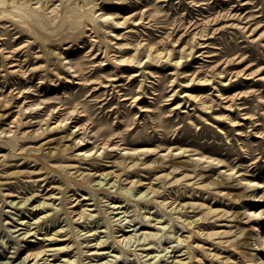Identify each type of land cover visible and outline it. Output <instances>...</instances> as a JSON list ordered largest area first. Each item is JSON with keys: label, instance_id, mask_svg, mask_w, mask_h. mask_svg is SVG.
Here are the masks:
<instances>
[{"label": "rangeland", "instance_id": "rangeland-1", "mask_svg": "<svg viewBox=\"0 0 264 264\" xmlns=\"http://www.w3.org/2000/svg\"><path fill=\"white\" fill-rule=\"evenodd\" d=\"M54 1H50L49 4L54 6L60 2ZM32 2L34 5L41 4L40 0ZM62 10V15L56 18L54 23L48 24L53 41L49 39L45 41L42 33H38L39 42L24 48L16 59H5L0 56V113L5 112L0 118V188L3 189L0 190V206L3 207H0V263L24 264L27 248L34 245L31 240L37 243L36 241L41 239L25 234L26 225L21 224L22 219H30L33 222L43 214L40 213L43 209L40 207L43 198L57 195L61 198L55 200V204L49 205L48 212L51 215L41 219V226L37 228H41L40 237L45 236L44 232L47 229L48 231L61 227L67 229L68 233L61 235V238H70L65 243L70 241V245L73 244L71 247L73 251L61 255L62 258L75 257L76 263L73 264H98L103 261V264H173L175 262L172 260L176 257L177 260L180 257L185 259L184 264H264V77H261L264 76V0H64ZM93 17L99 19L96 24L98 40L87 27V23L94 21ZM125 19V23H116ZM0 24V33L6 37L1 47L12 49L25 40L32 39L30 34L21 36L20 28L11 17L1 20ZM198 30L202 35L200 33L194 35ZM44 43L55 45L56 52L50 53ZM105 43L109 44L111 54L136 55L144 62L140 67L136 66L130 71L127 67H120L118 61L111 63L103 53ZM125 43L130 47L126 49ZM166 50L168 54L173 52L171 56L173 61L156 56L157 58L151 60L153 62L149 60L150 64L145 65L149 53L157 54L160 51L164 55ZM181 56L184 60L181 61L185 65L182 66L181 62L177 67L174 60ZM11 63L20 65L10 66ZM81 66L85 70L83 77L76 71V68H82ZM12 69L18 71L14 73L8 71ZM133 71L140 73L135 81L129 77ZM238 71L241 75H237ZM251 72L252 77H245ZM112 77L121 79L114 81L110 79ZM203 77L210 78L208 84L202 85L199 82L198 79ZM88 79L112 85L101 86L95 83L94 85L100 86L98 91L103 93L97 92L98 94L95 93L91 97L86 95L89 87L79 83ZM191 80L195 81L192 83ZM224 82L229 84L225 85ZM116 84L118 87L114 86ZM119 88L127 92L132 89L141 97L136 101L132 98L121 100V94L115 92L114 97L113 93L111 97H107L106 104L96 102L100 94L104 97L107 96L106 92ZM25 89L29 91L24 92L28 97L27 106H24L25 114L22 117L23 120L32 119V124L16 126L11 120L18 116V105L25 104L23 102L25 98L18 90ZM189 94H203L207 104L212 107L206 109L201 105V100ZM225 96L227 98H224ZM143 97L147 100L141 101ZM74 101L80 102L79 110L82 108L90 110L84 111L88 115L80 118V122L92 121L87 129L74 126L80 116L78 109L74 111ZM64 102L72 105L66 110L68 111L66 116L69 118L62 122V128L56 129L54 126L56 118H50L49 112L55 105ZM103 105L111 116L105 117ZM176 105L178 107H175ZM144 106L150 107L151 110L142 111ZM54 113L56 117L59 116V113L55 111ZM220 114L228 115L234 122L223 117L221 118L224 121L219 120ZM117 116L123 122L116 126ZM43 117L46 120H42ZM18 123L20 124L21 120ZM135 123L138 126L130 132L129 128L131 126L134 128ZM18 127L21 130L42 133L35 140L28 138L26 145L45 142V151L56 150L55 155L52 157L45 155L46 158L41 156L39 160H34V157L19 154L17 157L9 155L2 160L8 151L5 148L7 142L16 143ZM100 128L102 130L113 128L114 132L121 135L115 140L124 138L129 143H124L121 147L101 146L100 141L108 135H101L98 132ZM145 129L148 131V137L143 132ZM67 130H74L73 136L76 135L78 138L66 137L57 145L56 142ZM164 130L167 132L166 136L163 134ZM78 141L79 144L76 143ZM137 141L145 147L149 145L147 148H150V151L122 148L135 147L137 144L133 142ZM95 143H99V146L94 147ZM64 145L70 147L65 151L60 150V146ZM180 146L191 150L183 151L178 148ZM195 150L216 160L213 159L211 162V158L196 159L198 155L194 154ZM107 151L111 153L110 156L117 152H122L126 156L131 153L138 161L141 159L139 162L152 161V164L148 167L143 163L131 167V170L127 169L126 175L141 180L131 187V184L123 180L125 174L122 180L113 177L114 174L102 179L101 172L112 168L110 161L105 159L100 162V167L105 169L97 170L92 169L94 166L89 164L88 157L85 159L79 157L80 152H85L90 158L101 159L103 153ZM63 158L77 165L76 168L69 170L74 176L79 174L77 178L80 177L82 180L72 178L69 171L57 167L62 164ZM218 159L221 161L218 162ZM175 162L188 163L191 169L197 173H205L206 177L212 175L217 181L216 185L213 188H203L199 183L201 179L197 177L190 179L183 178L182 173L170 174L167 165H173ZM230 167L235 169L232 170ZM78 168L80 170L76 171ZM115 168L118 172L122 170L119 166ZM82 170L84 172L80 174ZM90 171L93 172L91 181H86L88 176L86 174L91 173ZM178 177L180 178L177 179ZM247 179H254L260 186L247 187L245 184ZM152 183L165 184L161 191L170 196L168 200L177 198L176 203L165 204L166 199L160 202L163 197L154 201L155 198L152 197L154 194L147 188V184ZM84 196L95 197L85 200L84 203L95 202V199L98 203L90 206L97 208L92 210L96 216L91 217L95 218V222H92L90 227L98 226V230H108L107 235L106 231L101 233L102 237H108V246L98 251H107L103 256L95 257L90 254L96 249L88 250L89 247H86L88 241L76 239L77 235L75 236L78 229H84L86 223L91 222L89 218L87 220L84 217L82 218L86 220L85 222L82 218L79 222L73 221L74 212L68 213L72 209H80L74 204ZM77 197L78 200H75ZM46 200L53 202V199ZM179 202L187 203V209L180 211L178 207L175 208ZM205 203L210 204L216 211L209 212ZM113 204H120L123 207L117 209ZM52 206L56 208L53 210ZM220 210L235 212L236 217L229 220L230 217L219 216ZM191 215H194V218L201 217L196 226L199 225L203 233L197 235L194 231L199 228H193L192 233L195 237L190 239L195 248L193 257H188L187 247L181 251L177 250L182 245H187V242L178 247L177 240L178 236L181 238L191 235L189 232L191 227H184ZM143 216L146 218L149 216L150 220L156 217L157 219H152L151 223L155 227L143 226L144 221L139 222L145 219ZM117 222L118 224L121 222V226ZM122 227L127 230L126 236L135 231L134 236L138 235L141 238H137L138 236L136 237L138 240L133 239L134 236L132 240L128 237L123 238L124 236L120 235L124 231L121 230ZM144 229L156 233L143 242ZM242 229L243 234L235 235ZM86 230L87 228L82 232ZM218 230L231 231L228 234L222 232L209 235L210 232ZM80 241H84L80 244L81 248ZM49 242L50 240L45 243ZM148 251L151 252L146 255ZM115 255L121 256L120 259ZM153 255L158 259L151 258ZM227 256L230 259L223 260V257ZM52 257L55 256H50ZM47 263L65 262L53 259L50 263L40 264Z\"/></svg>", "mask_w": 264, "mask_h": 264}, {"label": "bare ground", "instance_id": "bare-ground-1", "mask_svg": "<svg viewBox=\"0 0 264 264\" xmlns=\"http://www.w3.org/2000/svg\"><path fill=\"white\" fill-rule=\"evenodd\" d=\"M41 1V4H37V5H34V3L32 2V0H0V21L1 20H3V19H6V17H11V18H13L14 20H15V23H16V26L18 27V28H20V31L22 32L21 33V36L22 35H24L25 36V34H30L31 35V37H32V39H27V40H25L24 42H22L20 45H18L17 47L15 46L14 48H12V49H6V47H1V45H2V43H4V41H5V39H6V37L4 36V34L3 33H0V56H2L3 58H5V59H16V57L20 54V52L22 51V50H24V48H27V46H29L30 44H32V43H37V41L39 42V37H38V33H42V37L44 36V38H45V41L47 40L48 41V39L50 40V41H53L54 40V38L52 37V35L49 33L50 31L48 30V24H50V23H54V21L56 20V18H58L60 15H62V4L64 3V0H55V1H60L59 3H56L54 6H52L51 4H49L50 3V1H52V0H40ZM54 1V2H55ZM53 2V3H54ZM106 16V15H105ZM94 18V17H93ZM106 18V17H105ZM109 18V17H108ZM108 18H106V19H108ZM98 20L99 19H95L94 18V21L92 22V23H87V27H88V29L90 30V31H92V33H94L95 35H93V36H97L95 39H97L99 36H98V28L96 27V24H97V22H98ZM126 22V19L124 20V21H117L116 23L118 24H122V23H125ZM88 24H90V25H88ZM1 25V24H0ZM112 25V24H111ZM192 25H194L193 23H192ZM190 26V25H189ZM17 28V29H18ZM196 28V27H195ZM19 30V29H18ZM107 32V31H106ZM109 32V31H108ZM201 34L202 35V32L200 31V30H198V31H195L194 32V35H196V34ZM19 35V34H18ZM20 36V35H19ZM40 36V35H39ZM45 36H50L49 38H47V37H45ZM76 36V35H75ZM41 37V36H40ZM72 38H73V36H71ZM63 38H65V35H63ZM91 38H94V37H91ZM76 39V38H75ZM79 39V38H78ZM95 39H92V40H94L95 41ZM99 39V38H98ZM97 39V40H98ZM66 40H68V39H66ZM77 41V40H76ZM97 42V41H96ZM141 43V42H140ZM45 44V43H44ZM126 44V46H125V48L127 49V48H129L130 47V45L128 44V43H125ZM124 44V45H125ZM127 44L129 45V46H127ZM33 45V44H32ZM38 45V44H37ZM41 46H42V44H41ZM45 46H46V48H47V50L50 52V53H55L56 52V48H55V45L53 46L51 43L49 44V43H47V44H45ZM81 46V45H80ZM39 47H40V44H39ZM104 49H103V53H104V56L105 57H107L110 61H111V63H113L114 61H118L119 62V66L120 67H127V69H128V71H130V70H133L134 69V67H136V66H138V67H140L141 66V63L142 62H144L143 60H139V58L136 56V55H131V56H124V55H116V53L115 54H111V51L109 50L110 49V46H109V44H107V43H105L104 44ZM157 47V46H156ZM41 48H43V47H41ZM149 48V47H148ZM152 48H153V46H151L150 47V51H152ZM155 49V48H154ZM149 51V50H148ZM155 51V50H154ZM157 51V50H156ZM165 51V50H164ZM168 51H169V49H168ZM168 51L166 50V53L163 55L162 54V52H160L159 51V53H157V54H153V52H151V53H149V57H148V60L145 62V65L146 64H150L148 61L150 60H152V59H155V57L157 56H160L159 58H163V57H165L164 59H166L167 58V60L168 61H173V58L171 57L172 56V53H170V54H168ZM171 51V50H170ZM35 52V51H34ZM35 54H37V53H35ZM168 54V55H167ZM40 55V54H39ZM38 55V56H39ZM29 56V55H28ZM31 56H33V55H31ZM43 56V55H42ZM41 56V57H42ZM166 56H168V57H166ZM34 57V56H33ZM33 57H31V58H33ZM156 57V58H157ZM182 58V56L181 57H179L178 59H176V60H174L175 61V65L177 66V67H179V64L182 62L181 60H183V59H181ZM29 59V58H28ZM11 60V62H15V61H12ZM160 60V59H159ZM184 61V60H183ZM151 62H153V61H151ZM183 63V65L182 66H184L185 64H184V62H182ZM171 64V63H170ZM7 65V64H6ZM14 65H20L19 63H11V65L10 66H14ZM8 66V65H7ZM6 66V67H7ZM80 67V66H79ZM82 67V66H81ZM118 67V66H117ZM48 68L50 69L51 67L50 66H48ZM7 69H8V67H7ZM32 69H33V67H32ZM49 69H47L48 71H49ZM52 70V69H51ZM91 70H93V69H91ZM9 72H11V73H14V72H16V71H18L17 69H12V70H8ZM76 71H78V72H80L79 73V75H82V77H83V74L85 73V70H84V68L82 67V68H76ZM90 71V70H89ZM124 71V70H123ZM94 72V71H93ZM139 71H133V72H131V74H130V79L132 80V81H135L136 79H137V76L138 75H140V73H138ZM18 73V72H17ZM173 73V72H172ZM176 73V72H175ZM220 73H222V72H220ZM219 73V74H220ZM91 74V73H90ZM223 74V73H222ZM252 74H253V72H251V74H249V75H247V76H245V77H247V78H249V77H252ZM237 75H241L240 74V72L238 71V73H237ZM124 76V75H123ZM261 77H264V76H261ZM110 79H112V80H114V81H117V80H120L121 78L120 77H112V78H110ZM194 78H192V80H193ZM198 79V78H197ZM212 79V78H211ZM191 80V81H192ZM199 80V82H201V84L202 85H205V84H208V81H210V78H208V77H203V78H199L198 79ZM70 81V80H69ZM190 81V80H189ZM188 81V82H189ZM195 81V80H194ZM194 81H192V83L194 82ZM212 81V80H211ZM214 81V80H213ZM79 82V81H78ZM187 82V83H188ZM79 83H84L85 84V86L86 87H89V89H88V92H87V96H94L95 95V93H103L102 91L101 92H99L98 90L100 89V86L98 87V86H96V85H94L95 83L96 84H100L101 86H110V85H112V84H103V81H96V80H92V79H88V80H85V82L83 81V82H79ZM190 83V82H189ZM214 83V82H213ZM225 83V82H224ZM53 84V83H52ZM210 84V83H209ZM229 84V82H226L225 83V85H228ZM190 85V84H189ZM114 86H116V87H118V84H116V85H114ZM216 86V85H215ZM115 87V88H116ZM50 88V87H49ZM102 88V87H101ZM108 88V87H107ZM83 89V88H82ZM81 89V90H82ZM84 90V89H83ZM114 91H110V92H106L107 93V96H104V94H103V96L104 97H102V94H100L99 96L100 97H98L97 98V103H101V102H103L104 104H106L107 103V97H111V94L113 93L114 95H112L113 97L115 96V92L116 93H119V94H121V100H129V99H133V101H136V100H139V98L141 97V95L140 94H138V92H137V94L131 89L129 92H127V91H123L122 90V88H119V89H113ZM29 91V89H25V90H18V93L19 94H21L22 95V97L23 98H25L24 99V105L23 104H20V105H18V110H17V113H18V116L16 117V118H13V120H11V121H13V122H15V124H16V126L18 125V126H20V125H25V126H27V125H31L32 123V119H28V120H23V115L25 114V112H24V106H27V102H26V99H27V97H28V95L27 94H25L24 92H28ZM139 91V90H138ZM83 92V91H82ZM140 92V91H139ZM78 93V92H77ZM97 93V94H98ZM221 93V92H220ZM187 94V93H186ZM189 95H191L193 98H198V100H201L202 102H201V105L203 106V107H205L206 109L207 108H210V107H212V105H208L207 104V101H206V98L204 99V95L203 94H194V95H192V94H189ZM222 95H224V94H222ZM221 95V96H222ZM86 96V97H87ZM97 96V95H96ZM145 96H147V95H145ZM158 96H159V94H158ZM85 97V98H86ZM154 97H156V96H154ZM160 97V96H159ZM89 98V97H88ZM174 98V97H173ZM224 98H227V96H225ZM69 99H71V97L69 98ZM72 99H74L75 100V98H72ZM159 99V98H158ZM157 99V100H158ZM87 100V99H86ZM144 101V100H147L146 98H141V101ZM89 101V100H88ZM63 102V101H62ZM86 102V101H85ZM90 102V101H89ZM94 102V101H93ZM79 103L80 102H75L74 101V111L76 110V109H78V111L80 112V116L78 117V120H77V122H76V124L74 125L75 127H77L78 126V128L79 129H82V128H88V125H90V123H92V121H87V122H80V118H81V116H84V115H88L86 112H84V111H88L89 109H87V108H82L81 110H79V108H78V105H79ZM135 103V102H134ZM86 104V103H85ZM90 105H91V103H90ZM101 105V104H100ZM123 105V104H122ZM136 105V104H135ZM49 105H47V107H48ZM72 105H67V102L65 103H60V104H58V105H55L53 108H52V111L51 112H49V114H50V118H56L55 119V128L57 129V128H59V127H61L62 128V122L65 120V119H67V118H69L68 116H66V114L68 113V111L66 112V110L67 109H69L70 107H71ZM83 106V105H82ZM81 106V107H82ZM88 106H89V104H88ZM102 106V105H101ZM104 106V105H103ZM180 106V105H179ZM228 106V105H227ZM229 106L231 107V104H229ZM84 107V106H83ZM87 107V106H86ZM90 107V106H89ZM100 106H98V108H99ZM105 107L106 106H104V109H102V111H104L105 110ZM117 107V106H116ZM175 107H178V105H176ZM90 108H92V107H90ZM57 109V110H56ZM95 109V108H94ZM205 109V110H206ZM64 110H65V112H64ZM98 110V109H97ZM142 111H148V110H151L150 109V107H142V109H141ZM204 110V109H203ZM54 111L55 112H57V113H59V116L58 117H56V114L54 113ZM95 111V110H94ZM39 112H41V111H39ZM89 112H90V110H89ZM206 112H208V111H206ZM102 113V112H101ZM103 113H105L104 115H106L105 117H107V115H108V117H109V112L108 111H106L105 110V112H103ZM4 114H5V112H2V113H0V118H1V116H4ZM98 114V113H97ZM104 115H102L103 117H104ZM145 115V114H144ZM169 115H171V114H169ZM218 115V114H217ZM216 115V116H217ZM100 116V115H99ZM98 116V117H99ZM111 116V115H110ZM71 117V116H70ZM221 117H223L224 119H227V118H230V120L231 121H233L234 122V120L233 119H231V117H229L228 115H226V114H220V118H218L219 120L220 119H223V118H221ZM91 118V117H90ZM224 119H223V121H224ZM1 120V119H0ZM19 120H21V123L19 124L18 123V121ZM42 120H46V118L45 117H43L42 118ZM42 120H40V121H42ZM135 120V119H134ZM39 121V122H40ZM133 121V120H132ZM137 121V120H136ZM48 122V121H47ZM49 122H51V121H49ZM123 121L120 119V117H118L117 116V118H116V126L117 125H120L121 123H122ZM125 122V121H124ZM134 122V121H133ZM139 122V121H138ZM136 124V123H135ZM139 124H140V122H139ZM236 124V123H235ZM93 126L95 125V123H93L92 124ZM42 126V125H41ZM138 126V124H136V126H134V128L131 126V128H129L130 130V132L132 131V130H134L136 127ZM77 128V129H78ZM111 128V127H110ZM109 128V129H110ZM106 129V128H105ZM106 129V130H102L101 128H100V130L98 131L101 135H108V137H105L102 141H100V144H101V146H103V147H105V146H108V145H113V146H118V147H121V145L122 144H124V143H129L128 141H126V140H124V138H119V139H117V140H115L116 139V137H120L121 135L119 134V133H117V132H114L113 131V128L112 129ZM12 130V129H11ZM152 130V129H151ZM155 131H156V129H155ZM16 137H17V140H16V143H12V144H10L9 142H7V146H5V148H7V152L3 155V159L2 160H4V158L6 159L9 155H12V156H14V157H17L19 154H23L24 155V157H34V160H39L40 158H41V156H44V158H46L45 157V155H47L48 157H52V156H54L55 155V151L56 150H52V149H49L48 151H45V148H44V145H45V142H42V143H40V144H33V145H26L27 143H28V138H30L31 140H35L37 137H40L41 135H42V133H38V132H36V131H34V130H32V131H26V130H21L20 129V127H18L17 129H16ZM130 132H128L129 134H130ZM144 133H145V136H147L148 137V131L145 129L144 131H143ZM74 130H67V132L66 133H64L62 136H60V140H58L56 143H57V145H59L60 144V142L62 141V139L63 138H66V137H68V138H70V137H77L76 135L75 136H73L74 135ZM163 134H164V136H166L167 135V132L164 130L163 131ZM151 137H155V136H151ZM78 138V137H77ZM73 140V142H74V138L72 139ZM76 141V140H75ZM76 143H80V141H78V142H76ZM137 144V146H135V147H126V146H124V147H122V148H130V149H137V150H141V151H143L144 150V152L146 151V152H148V151H150V148H147V147H149V145L147 146V147H145L144 145H140L141 144V142L140 141H137V142H133V144ZM77 144V145H78ZM138 144H139V146H138ZM126 145V144H125ZM71 146H72V144H71ZM99 146V143H95L94 144V147H98ZM70 146H68V148H69ZM117 147V148H118ZM140 147H145L144 149H138V148H140ZM67 148V146L66 145H64V146H60V150H62V151H65V150H67L68 149ZM100 148V147H99ZM179 149H182L183 151H188V150H191V149H189L188 147L186 148H184V147H178ZM90 150V149H89ZM181 150V151H182ZM194 150V149H193ZM45 151V152H44ZM86 151H88V149L86 150ZM151 151H152V149H151ZM196 151V150H195ZM118 153V152H117ZM116 153V154H117ZM76 154V153H75ZM111 154V153H110ZM110 154L108 153V151L107 152H105V153H103V155H102V158L101 159H97V158H95V157H89V155L87 154V155H85V152L83 153H79V157H81V158H84L85 159V157H88L89 159L88 160H90V163L89 164H91V166H94L92 169H101V168H103V169H105V167H100V165H101V163H102V161L103 160H105L106 159V161H110L112 164H111V170H108L107 169V171H102L101 172V174H100V176L102 177V179L103 178H107L108 177V175H111V174H114V176L113 177H119V179H121L122 177H124L125 175H126V172H127V169H130L131 167H133V166H136V165H141V164H146V165H148V167H149V165L151 166V164H152V161L151 162H148V161H141V162H139L138 161V159H136V157H133V155H131V153H130V155L129 156H126L125 154H122V152L121 153H118L117 155L115 154V155H112V156H110ZM194 154L195 155H198L197 157H195L196 159H199V160H204L203 158H206V160L208 159V158H211V162L213 161V159L214 160H216V158H213L212 159V157L211 156H209V155H206V154H204V153H201L200 151H196V152H194ZM128 155V154H127ZM111 157V158H110ZM68 159H65V158H63L62 159V164L61 165H58L57 167H60V169L61 170H63V171H69V173L71 174V176H72V178L74 177V178H76V179H78L77 178V176H79V174L78 175H73L72 173H71V171L69 170V169H72V168H76L77 167V165L76 164H74V163H70V162H68L67 161ZM163 160V159H162ZM154 161V160H153ZM156 161V160H155ZM160 161V160H159ZM181 161V160H180ZM221 160L220 159H218V162H220ZM101 162V163H100ZM186 162V161H185ZM210 162V161H209ZM217 162V163H218ZM104 163V162H103ZM106 164V163H105ZM160 164V163H159ZM165 164V163H164ZM167 164V163H166ZM171 164V163H170ZM50 165H53V164H50ZM107 165H108V163H107ZM154 165V164H153ZM155 165H156V162H155ZM53 166H55V165H53ZM79 166V165H78ZM90 166V165H89ZM116 166H119V168L120 169H122L121 171H117V168H115ZM165 166V165H164ZM167 166H169L168 168L170 169V174H172V172H177V173H182V177L183 178H190V179H192V178H195V177H197V179H201L200 181H199V183H200V186L201 187H203V188H213L215 185H216V183H217V181L213 178V176L211 175V176H208V177H206L204 174L205 173H197L194 169H191V167H190V164H186V163H179V162H175V163H173V165H167ZM47 167V166H46ZM100 167V168H99ZM166 167V166H165ZM134 169V168H133ZM230 169H232V170H234L235 168L234 167H230ZM60 170V171H61ZM78 170H80V168H78L76 171H78ZM131 170V169H130ZM55 172H57V171H55ZM84 172V170H82V172L80 173V174H82ZM91 173H88V174H86V175H88L87 176V178H86V181H91L90 179H91V176H92V171H90ZM122 172H124V173H122ZM130 172V171H129ZM60 173V172H59ZM167 173V172H166ZM95 174V173H94ZM98 174V173H97ZM125 174V175H124ZM53 176V175H52ZM99 176V177H100ZM132 176V175H131ZM131 176L129 175V174H127L124 178H123V180L126 182V183H128V184H131V187L132 186H135V185H137V183L139 182V181H141L140 180V178L139 179H135V178H131ZM170 176V175H169ZM180 177H178L177 179H179ZM101 179V178H100ZM176 179V180H177ZM78 180H82V178H80L79 177V179ZM105 180V179H104ZM115 180V179H114ZM122 180V179H121ZM76 181V180H75ZM99 182H101L100 180H99ZM112 183H114V182H112ZM151 183V182H150ZM117 184V183H116ZM245 184L247 185V187L248 186H256V185H259V182H256L254 179H247L246 180V182H245ZM165 185V184H164ZM164 185H156V184H154V183H152V184H147V188H148V190L150 191V192H152L154 195L152 196L153 198H155L154 199V201H157L158 200V198H160V197H163V199L162 200H160V202H164V200L166 199L167 201H165L164 203L166 204V203H168V202H171V204H174V203H176V199H171V200H168L167 198L168 197H170V196H168V195H165L166 193H164L163 191H161V189L163 188V186ZM260 186V185H259ZM131 187H129V188H131ZM0 190L1 191H3V189L2 188H0ZM35 190V189H34ZM131 190V189H130ZM147 190V191H148ZM221 190V189H220ZM37 191V190H36ZM60 192V191H59ZM1 193V192H0ZM33 193V192H32ZM35 193V192H34ZM7 194H9L10 195V192H8ZM82 194V193H81ZM148 194V193H147ZM4 195V194H3ZM5 195H6V193H5ZM82 195H84V194H82ZM42 196V195H41ZM239 196H240V194H239ZM32 197V196H31ZM82 197V196H81ZM172 197V196H171ZM2 198V197H1ZM42 198V197H41ZM46 198H49V200L51 199H53V202H47V200H46ZM60 199L61 197L60 196H57V195H50V197H45V198H43V200L40 202V204H42V206H40L41 208H43L42 209V211H40V213H43L41 216H38L37 218H35V220H34V218H33V222H31L32 220H30V219H26L25 220V218H23L22 219V222H21V224H25L26 226V228H24V230H25V234H30L29 236H33V237H35V238H39V239H41V240H39V241H36L37 243H33L35 240H31V241H33L32 242V244H34V245H32V246H29L28 248H27V250H26V254L24 255L25 257H24V264L26 263V264H40V263H46V262H49L50 263V261L51 260H53V259H58V260H63L65 263L64 264H73V263H76L75 262V260H76V258L75 257H73V259L72 258H62V256L63 255H61V254H70L72 251H73V249L71 248L72 246H73V244H71L70 245V241L69 242H67V243H65L66 241H68V240H70V238H61V235H66L68 232H67V229H65L64 230V227H61V228H59V229H54L53 228V230L54 231H52V230H50V231H48V229H47V231H43L44 232V234H45V236H42V237H40L39 235L40 234H42V232H41V228L39 229V228H37L39 225L41 226V219H45V218H47V217H49L50 215H51V213L50 212H48V210H50L49 209V205H53V204H55V200H57V199ZM71 198V197H70ZM91 198H95V197H87V196H84L82 199H79L78 200V197L75 199V200H78L77 201V203L76 204H74V205H76V206H79L80 207V209L78 210V208L77 209H72L70 212L68 211V210H66V211H68V213H72V212H74V215H73V221H76V222H79V219H81L82 217H84L85 219H87L88 220V218H89V220L91 221L90 223H86V225H85V228L84 229H86L87 228V230L86 231H84V232H82L84 229H78V232H76V234H75V236L77 237L76 239H86L87 241H88V243L86 244V247H89V249L88 250H90L91 248H95L96 250L95 251H91L90 252V254H93L95 257L96 256H103V253H106V252H98L99 251V249L100 248H102V247H106V246H108V244H107V241H108V237L107 238H104V237H102V235H101V233L102 232H105L106 231V235H107V233H108V230L106 229V230H104V229H102V230H98V226L95 228V227H90V226H92V222H95V218H91V217H93V216H96L95 215V213L93 214V212H92V210H97V208H91L90 206L91 205H97L98 203H97V201H96V199H95V202H86V203H84L85 202V200H87V199H91ZM26 199H27V197H26ZM28 199H30V197L28 198ZM40 199V198H39ZM72 199V198H71ZM24 200V199H23ZM82 200V201H81ZM12 201V200H11ZM26 201H28V200H26ZM39 201V200H38ZM118 201V200H117ZM13 202H15V201H13ZM23 202V201H22ZM72 202V201H71ZM0 203H1V201H0ZM34 203V202H33ZM57 203V202H56ZM116 203V202H115ZM181 202H179L177 205H175V208H177L178 207V210H186L187 209V207H186V205H187V203L185 204V203H181ZM8 204V203H7ZM12 204H14V203H12ZM12 204H10L9 203V205H12ZM17 204V203H16ZM24 204V203H23ZM205 204H207V208H208V210H209V212L211 211V212H213V211H216V209H213L212 208V206L210 205V204H208V203H205ZM2 205V204H1ZM33 205V204H32ZM37 206V205H36ZM35 205H34V207H36ZM82 206V207H81ZM84 206V207H83ZM0 207H2V206H0ZM33 207V208H34ZM39 207V206H38ZM37 207V208H38ZM53 207V206H52ZM113 207L114 208H122L123 207V205H120V204H118V205H116V204H113ZM3 208V207H2ZM1 208V209H2ZM56 207H53V210L55 209ZM3 210V209H2ZM38 210V209H37ZM38 211V212H39ZM56 211V210H55ZM59 211V210H58ZM1 212V211H0ZM113 212V211H112ZM125 212V211H124ZM34 213V212H33ZM35 213H36V211H35ZM219 213V216H226V218L227 217H230V219L229 220H232V219H234L235 217H236V213L235 212H232V213H230V211H228V210H223V211H219L218 212ZM217 213V214H218ZM118 214V213H117ZM125 214V213H124ZM39 215V214H38ZM147 215V214H146ZM145 215V216H146ZM36 217V216H35ZM121 217V216H120ZM119 217V218H120ZM125 217V216H124ZM195 216L194 215H191L190 216V219L189 218H187L188 220H187V222L184 224V227H191V229L189 230V232H191L190 234L191 235H188V236H185V237H179L178 236V238H179V240H177L178 241V243H177V246L179 247L181 244H183V242H187V245L186 244H184V245H182L181 247H179V249H177L178 251H181V250H184L183 248L184 247H187L186 249H188L187 251H186V253H189L188 254V257H193V248H195L193 245H192V239H190V237H195L194 236V233H192V230H193V228L194 227H197V228H199V229H197V230H195L194 232H196L197 233V235H201L203 232L202 231H200L201 229H200V227H199V225H197L196 226V223L198 222V220L201 218V217H197V218H194ZM51 218V217H50ZM91 218V219H90ZM118 218V219H119ZM143 218H145L144 220H140L139 222H143L144 221V223L142 224L143 226H145L146 228H153V227H155V225L153 224H151L152 223V219H155L156 217H154V218H152L151 220H150V217L148 216L147 218L146 217H144L143 216ZM83 220V218H82V220L85 222L86 220ZM117 219V218H116ZM122 219V218H121ZM125 219V218H124ZM124 219H123V221H124ZM157 219V218H156ZM155 219V220H156ZM68 220V219H67ZM126 220V219H125ZM132 220H134V219H132ZM161 220V219H160ZM119 221V220H118ZM121 221V220H120ZM128 221V220H127ZM82 221H80V223H81ZM122 222V221H121ZM121 222L118 224V222H117V224L118 225H120L121 226ZM155 222V221H154ZM34 223V225H35V223H37L35 226H32V224ZM56 223V222H55ZM128 223V222H127ZM127 223H125L126 225H127ZM132 223V222H131ZM156 223V222H155ZM159 223V222H158ZM84 224V223H83ZM130 224V223H129ZM194 224V225H193ZM124 225V224H123ZM130 225H132V224H130ZM129 225V226H130ZM193 225V226H192ZM134 226V225H133ZM183 227V228H184ZM120 228V227H119ZM163 228V227H162ZM19 229V228H18ZM35 229V230H34ZM134 229V228H133ZM34 230V231H33ZM120 230V229H119ZM121 230H124L123 231V233L122 234H120V235H122V237L123 238H125V237H128L130 240H132V238H133V236L135 235V234H133V232H135V231H133L131 234H129V235H127L126 236V229H125V227H122V229ZM131 230H132V228H131ZM140 230V229H139ZM64 231H66L65 233H64ZM77 231V230H76ZM118 231V230H117ZM231 231V230H230ZM230 231L229 230H222V231H215V232H210L209 233V235H213V234H221L222 232L224 233V234H228V233H230ZM88 232H90L89 234H87ZM143 232H144V234H143ZM141 234H143L142 235V237H143V242L145 241V240H147V238L149 237V236H154L155 235V233L153 232H149V231H145V229H144V231H143ZM21 234V233H20ZM25 234H24V236H25ZM83 234H84V236H83ZM85 234H87V235H85ZM241 235V234H243V229L242 230H240L238 233H235V235ZM137 235V234H136ZM27 236V235H26ZM83 236V237H82ZM91 236V237H90ZM138 236V235H137ZM137 236H134V238L133 239H135ZM32 237V238H33ZM121 237V236H120ZM30 238V237H29ZM137 238H141V237H137ZM136 238V240H138ZM28 239V238H27ZM75 239V240H76ZM120 240L122 239V238H119ZM23 240V239H22ZM37 240V239H36ZM48 240H50V242L47 244V243H45L46 241H48ZM93 240H96V241H93ZM130 240H128V241H130ZM134 241V240H133ZM151 241V240H150ZM84 241H80V243H79V247L81 248L82 246H80V244L81 243H83ZM141 242V241H140ZM220 242H222L221 240H220ZM226 242L227 243H229V241L228 240H226ZM75 243V242H74ZM140 244H142V243H140ZM148 244V243H147ZM83 245V244H82ZM110 246V245H109ZM144 246V245H143ZM197 246H199V245H197ZM196 246V247H197ZM146 248V247H145ZM144 249V248H143ZM147 249V248H146ZM150 249V248H149ZM83 250V252H85L86 253V251L84 250V249H82ZM92 250V249H91ZM50 251H53V252H50ZM149 252H151V251H148L147 252V254L146 255H148L149 254ZM52 255H54L55 257H52V258H50V256H52ZM59 255H61V256H59ZM111 255V254H110ZM145 255V256H146ZM150 255H152V254H150ZM71 256V255H70ZM74 256V255H73ZM139 256H140V253H139ZM171 256V255H170ZM174 256H176V254L174 255ZM57 257V258H56ZM72 257V256H71ZM91 257V256H90ZM115 257L117 258V259H120V257L121 256H119V255H115ZM129 257V256H128ZM155 257V259H156V256H151V258H154ZM89 258V257H88ZM92 258V257H91ZM177 258V257H176ZM175 258V259H176ZM28 259V261L26 262V260ZM112 259V258H111ZM117 259L115 260V261H117ZM125 259V258H124ZM123 259V260H124ZM154 259V260H155ZM158 259V258H157ZM156 259V260H157ZM169 259V258H168ZM168 259H167V261H168ZM173 259L172 261L173 262H175V263H173V264H177V262H182L181 264H184L185 263V259H182V257H180L178 260L176 259ZM230 258H229V256H227V257H223V260H229ZM43 260V261H42ZM90 260V259H89ZM114 260V259H113ZM113 260H112V262H113ZM141 260V259H140ZM42 261V262H41ZM106 261V260H105ZM56 262V261H55ZM58 262H60V261H58ZM99 262V261H98ZM108 262H109V260H108ZM155 262V261H154ZM3 263V262H2ZM22 263V262H21ZM62 263V262H61ZM104 263V261L103 262H100V263H98V264H103ZM110 263V262H109ZM1 264V263H0ZM48 264V263H47ZM57 264V263H56ZM94 264V263H93ZM106 264V263H105Z\"/></svg>", "mask_w": 264, "mask_h": 264}]
</instances>
